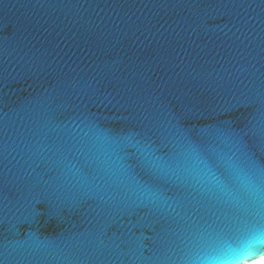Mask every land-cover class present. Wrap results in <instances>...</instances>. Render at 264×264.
Masks as SVG:
<instances>
[{
	"label": "water",
	"instance_id": "95a60500",
	"mask_svg": "<svg viewBox=\"0 0 264 264\" xmlns=\"http://www.w3.org/2000/svg\"><path fill=\"white\" fill-rule=\"evenodd\" d=\"M236 136L264 162V0H0V264L210 259L264 222Z\"/></svg>",
	"mask_w": 264,
	"mask_h": 264
},
{
	"label": "snow or ice",
	"instance_id": "6c2138e0",
	"mask_svg": "<svg viewBox=\"0 0 264 264\" xmlns=\"http://www.w3.org/2000/svg\"><path fill=\"white\" fill-rule=\"evenodd\" d=\"M235 140L239 150L247 155V173L256 175L264 172V162H257L254 159L258 153L249 138L236 136ZM193 151L196 155L202 156L195 144H193ZM201 162L208 166L206 160L202 159ZM228 167L240 170L239 164L236 163H230ZM205 243L212 250L211 258L194 262V264H241L243 261L264 264V222L234 230L227 237L209 239Z\"/></svg>",
	"mask_w": 264,
	"mask_h": 264
},
{
	"label": "clouds",
	"instance_id": "9594fccd",
	"mask_svg": "<svg viewBox=\"0 0 264 264\" xmlns=\"http://www.w3.org/2000/svg\"><path fill=\"white\" fill-rule=\"evenodd\" d=\"M252 264H255V262L253 261Z\"/></svg>",
	"mask_w": 264,
	"mask_h": 264
},
{
	"label": "bare ground",
	"instance_id": "6f19581e",
	"mask_svg": "<svg viewBox=\"0 0 264 264\" xmlns=\"http://www.w3.org/2000/svg\"><path fill=\"white\" fill-rule=\"evenodd\" d=\"M252 264V263H251Z\"/></svg>",
	"mask_w": 264,
	"mask_h": 264
}]
</instances>
